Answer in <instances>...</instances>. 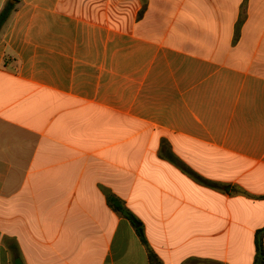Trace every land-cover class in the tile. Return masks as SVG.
I'll return each mask as SVG.
<instances>
[{
  "label": "crops",
  "instance_id": "obj_1",
  "mask_svg": "<svg viewBox=\"0 0 264 264\" xmlns=\"http://www.w3.org/2000/svg\"><path fill=\"white\" fill-rule=\"evenodd\" d=\"M11 4L0 264H253L264 0Z\"/></svg>",
  "mask_w": 264,
  "mask_h": 264
},
{
  "label": "trees",
  "instance_id": "obj_2",
  "mask_svg": "<svg viewBox=\"0 0 264 264\" xmlns=\"http://www.w3.org/2000/svg\"><path fill=\"white\" fill-rule=\"evenodd\" d=\"M12 9H13V5L10 2H7L4 8L1 10L0 29L3 26V24L6 22ZM115 208L132 223L140 241L146 246L149 264H160L156 255L149 249L147 245L144 236V229L141 221L138 220L132 213L126 210L123 206L119 205V206H115ZM262 239H264V228L259 229L255 234L256 256L253 264H264V248H262Z\"/></svg>",
  "mask_w": 264,
  "mask_h": 264
},
{
  "label": "water",
  "instance_id": "obj_3",
  "mask_svg": "<svg viewBox=\"0 0 264 264\" xmlns=\"http://www.w3.org/2000/svg\"><path fill=\"white\" fill-rule=\"evenodd\" d=\"M10 2H11V3H15V2H16V0H10ZM18 262H19V261L17 260V262H16V263L18 264Z\"/></svg>",
  "mask_w": 264,
  "mask_h": 264
}]
</instances>
